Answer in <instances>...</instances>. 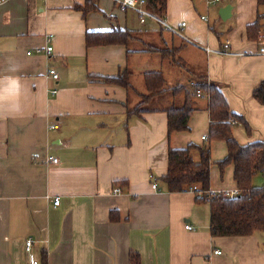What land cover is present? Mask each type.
Masks as SVG:
<instances>
[{
  "label": "crops",
  "instance_id": "1",
  "mask_svg": "<svg viewBox=\"0 0 264 264\" xmlns=\"http://www.w3.org/2000/svg\"><path fill=\"white\" fill-rule=\"evenodd\" d=\"M122 1L98 0L101 12L84 17L78 7L86 0H0V264H29L27 239L40 264L44 257L47 264H130L131 252L140 264H264L263 233L213 238L210 204L197 202L193 191L170 193L163 181L171 148L207 144L208 96L197 92L189 130L170 138L167 111L183 107L184 95L153 97L142 115L129 116L143 108L145 73L161 71L167 88L192 92L193 79L206 77L250 129L248 135L244 123L236 124L239 144L264 142V106L253 98L264 81L258 0H166L162 11L142 0L149 14L144 23L137 11L122 10ZM259 15L262 28L252 39L248 29ZM114 29L138 32L141 40L86 47L88 32ZM226 43L230 54L224 55ZM151 48L173 50L177 60ZM141 56H160L172 71L181 58L189 77L177 69L169 83L162 69L142 67L137 75ZM194 63H202L200 73L192 72ZM127 70L132 90L102 79ZM227 154L224 142L211 144L213 192L237 190L233 165L224 171L217 165ZM259 175L264 165L254 179Z\"/></svg>",
  "mask_w": 264,
  "mask_h": 264
},
{
  "label": "trees",
  "instance_id": "2",
  "mask_svg": "<svg viewBox=\"0 0 264 264\" xmlns=\"http://www.w3.org/2000/svg\"><path fill=\"white\" fill-rule=\"evenodd\" d=\"M150 9L162 11L166 7V0H143ZM259 6H264V0H258ZM84 17L92 12H101L98 0H86L85 5L78 7ZM262 16L248 29L249 37L258 39L261 31ZM138 32L122 29H114L106 32H88L86 34V47L96 46H130L140 41ZM150 52L159 53L163 58L176 57L173 50H158L151 48ZM131 73L127 70L114 78H102L106 83L120 85L132 90ZM192 76V75H191ZM194 77V76H192ZM191 79V78H190ZM192 80V79H191ZM194 91L187 90L184 86L167 88V82L163 72H148L144 74V84L147 95H142L143 108L129 112V116L142 115L144 106L153 97L167 92L175 95H184V105L181 108L173 107L167 111L168 135L186 132L189 130V122L195 111L194 100L197 92L201 91L209 98L210 125L207 144L203 147L189 145L184 149L171 148L168 152V171L163 181L167 185L168 192L181 193L191 191L198 186L203 194L199 197L196 193V201L207 202L211 209L210 232L213 238L252 237L264 233V187L253 186L254 177L263 173L264 142L256 141L248 145H241L233 136V129L237 123H244L248 132L250 129L243 117L230 110L229 103L220 87L210 82L206 77L193 79ZM253 98L264 106V81L253 91ZM216 141L224 142L227 146V157L218 162L221 171L230 165L234 167V181L239 195L233 200L224 194H209L211 186V144ZM198 156L199 160L195 159ZM114 217V216H113ZM130 264H140L139 255L131 252ZM46 263V258L43 259Z\"/></svg>",
  "mask_w": 264,
  "mask_h": 264
},
{
  "label": "built area",
  "instance_id": "3",
  "mask_svg": "<svg viewBox=\"0 0 264 264\" xmlns=\"http://www.w3.org/2000/svg\"><path fill=\"white\" fill-rule=\"evenodd\" d=\"M202 2H204L205 4H208V5H217L219 3L222 2V0H201ZM143 5V2L142 0H123L121 2V8L122 10H127V9H132V10H135L137 11L140 15H141V22L144 23L145 22V17H148L149 14L145 11V9L142 7ZM202 20L204 21H207V18L206 17H202ZM167 31L171 32V33H174V34H180L179 33V28H175L173 26H170L169 24H167L166 22L164 21H161V20H157ZM183 27L186 26V24H182ZM53 50L52 47H49L47 48V52L48 53H51ZM208 52H210V50L208 49L207 50ZM230 51V44L229 43H226L225 46H224V50L223 52H221V54H230L229 53ZM258 55L259 56H264V46H260L258 48ZM49 75L54 79V80H58L59 79V76L58 74L54 71V70H50L49 71ZM57 93V91H53L52 92V95H55ZM198 95H200V92H198ZM54 163H58V160H53ZM154 189H156V185H154L153 187ZM191 191H193L196 195V193H198V196L199 197H203V194L201 191H200V188L198 186H194ZM121 192V189L120 188H116L115 189V193H120ZM209 194H224L226 195L228 198H230L231 200H233L235 197H237L239 195V191L238 189L236 191H232V192H213L210 190ZM53 204L55 207H58L60 206V198L59 197H56L54 200H53ZM186 229L187 230H193V227L188 225L186 226ZM33 240L32 239H27L26 242H25V250H26V253L28 255V260H29V264H40L39 260L37 259V257L35 256L34 252H33V249H34V245H33ZM215 255H221L222 252L219 251V250H216L214 252Z\"/></svg>",
  "mask_w": 264,
  "mask_h": 264
},
{
  "label": "rangeland",
  "instance_id": "4",
  "mask_svg": "<svg viewBox=\"0 0 264 264\" xmlns=\"http://www.w3.org/2000/svg\"><path fill=\"white\" fill-rule=\"evenodd\" d=\"M259 9H260V11H261V14L264 15V6L260 7ZM262 22H263V24H264V20H263ZM153 45H155V44H153ZM155 46H160V45L158 44V45H155ZM160 47H161V46H160ZM146 58H148V60H144V59L142 58V56H141L140 59H138V60H140V62H139V64H138L136 67H140V68H135V70L137 71V75H138L139 73H141V71H142L143 69H146V70H153V69H156V70L159 69V70H160V69H162L163 71L166 72V74H167V76H168V82H169V83L172 81L171 78L174 77L175 74L177 75L178 70H179L180 72L183 71V72H184L183 75H184L186 78L189 77V74H188V71H187V67H186V65L184 64V62H183V60H182L181 58H179V61H181V63L178 64V65L181 66V68H177L178 70L175 69V70H173V71H172L170 65L167 64L168 62L164 63L163 61H161L162 59H161L160 56H157L155 60H151L150 57H146ZM175 60H177V59L175 58ZM166 64H167V65H166ZM194 65H195V69H192V72L195 70V72L200 73V71L203 70V65H202V63H196V64L194 63ZM141 67H142L143 69H142ZM144 71H145V70H144ZM181 73H182V72H181ZM140 75H141V74H140ZM170 75H172L171 78H170ZM141 77H142V76H141ZM180 77H181V74H180ZM182 78H183V80H185L184 77H182ZM190 78H192L191 75H190ZM246 133H247L248 135H250V133H248V131H247ZM217 163H218V161H217ZM228 168H229V166H228L227 168H225V170L228 169ZM254 184H255L254 187H257V188H262V187H264V176H263V175H259V176H257V177L254 179ZM213 187H214V188H218L217 183L214 184ZM261 238H262V241H263V243H264V233H263V235H261Z\"/></svg>",
  "mask_w": 264,
  "mask_h": 264
},
{
  "label": "water",
  "instance_id": "5",
  "mask_svg": "<svg viewBox=\"0 0 264 264\" xmlns=\"http://www.w3.org/2000/svg\"><path fill=\"white\" fill-rule=\"evenodd\" d=\"M230 11H231V8H230V7L224 8V9L222 10V12H220V16H221V18H222L223 20L228 19L227 17H229Z\"/></svg>",
  "mask_w": 264,
  "mask_h": 264
}]
</instances>
